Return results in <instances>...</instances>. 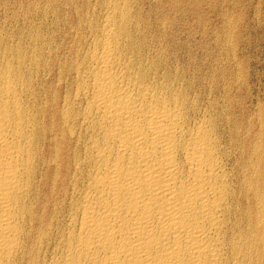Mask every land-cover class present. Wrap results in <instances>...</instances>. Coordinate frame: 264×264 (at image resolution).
I'll return each instance as SVG.
<instances>
[{
  "label": "bare ground",
  "instance_id": "1",
  "mask_svg": "<svg viewBox=\"0 0 264 264\" xmlns=\"http://www.w3.org/2000/svg\"><path fill=\"white\" fill-rule=\"evenodd\" d=\"M176 1L0 27V264H264V0Z\"/></svg>",
  "mask_w": 264,
  "mask_h": 264
},
{
  "label": "rangeland",
  "instance_id": "2",
  "mask_svg": "<svg viewBox=\"0 0 264 264\" xmlns=\"http://www.w3.org/2000/svg\"><path fill=\"white\" fill-rule=\"evenodd\" d=\"M39 1H40V3H39ZM43 1L44 0H0V27L4 25L5 30L8 29V31H9L10 29H12V30H15L16 28L19 29L20 27H22V25L34 23L32 25H35L34 27L38 26L37 29H39V16H38L39 11H41L42 8L43 9L47 8V6H48L47 0H45L44 3H43ZM56 1L59 4L62 0H60V1L56 0ZM86 1H89V0H85V2ZM142 1H143V4L145 5V11L148 9L147 7H149V5L153 6V4H157L158 6L160 5V7L163 6L162 8H163L164 14L167 13V9L169 7H172L177 2L176 0H161V1L160 0H153V1L152 0H149V1L148 0H142ZM202 1H203V3H202ZM204 1H206V0H201V1L195 0V2H194V0H190V1L189 0H182L181 1L182 7L179 6L180 4L178 2L177 6H179V9L181 11L183 10V15H181V13L177 10H175L174 13H173V11L172 12L170 11V18H172V16L174 15L172 18L174 20H176L178 18V16L180 15V17H181V20L179 19L180 22H179V20H177V22H178L177 26L178 27L184 26V28H185L187 26L186 27L187 32L184 30L181 31L178 29L179 31L177 30L175 33L178 36L183 37L184 41L186 39V36L189 37L188 40L191 44H194L193 39L199 40L200 39L199 36L200 37L204 36L203 37L204 39L206 38V40L211 41L210 39H212L213 36L218 34V31L220 30V26H222V20L224 19V14L227 12V6L229 4V2H227L228 0H213V1L209 0L210 2L208 0L206 2H204ZM90 2L93 4L95 2V0H90ZM45 3H46V5L44 7ZM160 3H163V4H160ZM40 4L41 5L43 4V6H41ZM54 4H56V3H54V2L49 3L50 7H51V5L53 6ZM33 5H35V7H33ZM164 8H166V9H164ZM219 9L222 12L221 20L219 18H217V17H219L218 16ZM23 11H24V13H23ZM156 11H158L157 15L162 17L161 16L162 10L159 9ZM168 17H169V15H167V18ZM66 19H67L66 21H67L68 25L72 24V21H70V18L68 16H66ZM193 20H194V22H193ZM187 22H189V23H187ZM204 22H206V23H204ZM203 26H205L204 31L202 29ZM207 28L209 29V31H207L208 30ZM66 30H67V27H66ZM197 31H199V32H197ZM64 32L65 31H62L61 33L65 34ZM61 33L57 34V32H56L57 35L62 37ZM196 33H197V35H196ZM193 36H194V38H193ZM205 45L208 46L210 48V50L212 49V42L209 43V45L208 44H205ZM194 51L196 53V57H198V58L201 57L199 49H195Z\"/></svg>",
  "mask_w": 264,
  "mask_h": 264
}]
</instances>
